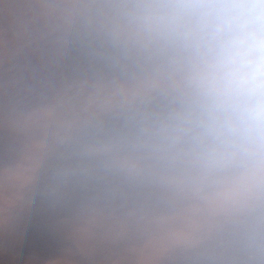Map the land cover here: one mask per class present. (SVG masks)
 I'll return each instance as SVG.
<instances>
[{"label":"clouds","instance_id":"1","mask_svg":"<svg viewBox=\"0 0 264 264\" xmlns=\"http://www.w3.org/2000/svg\"><path fill=\"white\" fill-rule=\"evenodd\" d=\"M117 72L119 127L86 124L53 175L153 187L227 208L219 235L264 264V0H89Z\"/></svg>","mask_w":264,"mask_h":264},{"label":"trees","instance_id":"2","mask_svg":"<svg viewBox=\"0 0 264 264\" xmlns=\"http://www.w3.org/2000/svg\"><path fill=\"white\" fill-rule=\"evenodd\" d=\"M88 3L0 0V264H259L219 235L227 208L107 178L57 187L64 141L120 123Z\"/></svg>","mask_w":264,"mask_h":264},{"label":"rangeland","instance_id":"3","mask_svg":"<svg viewBox=\"0 0 264 264\" xmlns=\"http://www.w3.org/2000/svg\"><path fill=\"white\" fill-rule=\"evenodd\" d=\"M41 234H42L43 236H44V235H47L46 232H45L44 230H43V232H42ZM36 241H37L36 238H32V239L29 238V240H28V243H29L28 246L33 247V245L35 244Z\"/></svg>","mask_w":264,"mask_h":264}]
</instances>
